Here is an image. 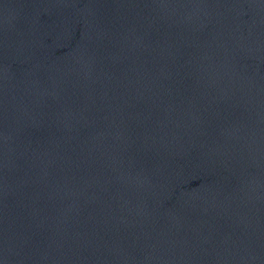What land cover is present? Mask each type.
<instances>
[{
	"label": "water",
	"instance_id": "obj_1",
	"mask_svg": "<svg viewBox=\"0 0 264 264\" xmlns=\"http://www.w3.org/2000/svg\"><path fill=\"white\" fill-rule=\"evenodd\" d=\"M0 264H264V0H0Z\"/></svg>",
	"mask_w": 264,
	"mask_h": 264
}]
</instances>
